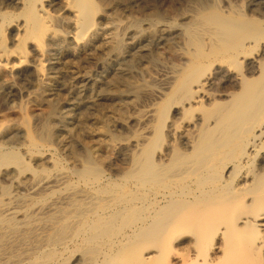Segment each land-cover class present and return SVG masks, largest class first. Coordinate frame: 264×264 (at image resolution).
Returning a JSON list of instances; mask_svg holds the SVG:
<instances>
[{
	"label": "bare ground",
	"instance_id": "1",
	"mask_svg": "<svg viewBox=\"0 0 264 264\" xmlns=\"http://www.w3.org/2000/svg\"><path fill=\"white\" fill-rule=\"evenodd\" d=\"M50 1L0 0L22 8L0 89L31 62L46 106L37 127L0 133V264H264V0H182L176 27L158 20L176 6L143 5L156 21L131 35L161 41L174 29L176 62L90 84L66 60L119 56L123 42L99 39L94 18L139 0H54L55 13ZM4 14L2 25L14 19ZM57 24L72 48L57 52ZM136 99L143 115L130 112Z\"/></svg>",
	"mask_w": 264,
	"mask_h": 264
},
{
	"label": "rangeland",
	"instance_id": "2",
	"mask_svg": "<svg viewBox=\"0 0 264 264\" xmlns=\"http://www.w3.org/2000/svg\"><path fill=\"white\" fill-rule=\"evenodd\" d=\"M140 1L141 0L137 1L136 7L133 9L128 8V7H123L121 9H112L109 11V15L107 18H103L101 16H96L94 18V21H93L92 32L94 34H96V36L99 37V39H101V40H103L104 38L108 39L107 37L111 36L109 34H113V33H115L119 36V39L121 40V42H123V45H122L123 46V49H122L123 53L121 52L119 56L113 57L110 59H108L104 55L101 56V54H98L100 56L97 55L98 58L96 60H89V59H77V60L75 59L74 61H73V59L66 60L65 65L67 66V64H68L67 67H71L72 69L74 68L75 69L74 71H76V72H82L83 71V72L87 73V79L83 80V82L85 84H87V83L90 84L91 81L94 79H97V78L101 79L103 77H106V76L110 75L111 72L113 73V71L116 67H121L124 65L127 66L128 68H131V69H137L136 67H138V66L140 67V65L142 67L145 64L148 65V68H154L157 66L156 65L157 60H159L160 58L165 60L167 57L168 58L170 57L169 60H171L172 62L168 61V58H167V60H165V62L168 61L169 63L170 62L174 63V61L178 58L177 53L182 52L183 46H182L181 42H182L184 37L183 36L180 37V34H178L177 31H174V29L172 31L164 34V37L161 41L156 40V38H153L152 41L151 40H149V41L143 40L141 42L139 40H141L142 38H137L135 36L133 37L131 35L132 34L131 31L133 28H136L135 27L136 25L139 26L140 30H143L145 23L156 21L155 18L153 17V15H151L152 17L142 15V10L145 8L144 6H146L145 9H147V8H150L149 6H151L153 4L158 6V5L165 4V2L169 3L168 6H170L169 9L171 12H173L174 7L176 6L175 10H174L175 12H173L174 16H167L166 12H163L161 17L158 20L161 19L160 21L169 22L171 25L176 27L177 24L179 23V21H178V18L175 17V14L177 12H180L181 10L185 9L184 7L186 6V4L183 3L184 0L183 1L178 0L179 3L177 0H174V1L171 0L170 2H169V0H158V1L157 0H142L141 2ZM149 1H150V3H149ZM180 1H181V3H180ZM138 3H139V5H138ZM142 3H144V4H142ZM170 3L173 5H170ZM49 4H53V5H47L46 8L51 13H55V11L58 9V5L54 6V4H55L54 0H51ZM97 4H98V2H96V5ZM19 6L16 4L13 5V3H5V4H3V6H0V13L4 14V12H6L4 15H7V16L11 15V18L14 17V19H11L9 24L6 23L3 25H2V23H3L2 18L0 17V19H1L0 20V32H1V34H0V40H1L0 41V48H1L0 52L2 50H18V40L20 38H22V36H19V35H21L20 24H21L22 20L20 17H18L22 8H21V6L20 7ZM142 6H143V8H142ZM171 6H174V7H172L173 10H172ZM176 8H177V10H180V11H177ZM129 9H131V10H129ZM169 17H173V18L169 19ZM147 19H149V20L147 21ZM128 27H130V28H128ZM54 29L57 30L59 33H61L62 38H63L62 41L58 42L56 45L57 46V52L64 50V48L65 49L66 48H68V49L72 48L73 45L70 42L71 30L65 29L62 25L60 26L59 24H57V26H55ZM15 35L17 37H15ZM167 36H169V37H167ZM172 36H174V37H172ZM174 39H177L178 41L174 40ZM101 40H100L99 44H101L103 42V41L101 42ZM13 41H15V42H13ZM111 42L113 43V40L110 39L109 45H112ZM137 42L139 45L142 44V42H143L142 46L145 49L143 48L144 50H143L141 55H135V56L131 57V56H129V52H128L130 49L129 46H131V44H133V43L135 44ZM46 43L49 44L50 40H47ZM160 44L163 45V47ZM153 49L154 50L156 49L155 50L156 56L153 55V57H151V55L153 53H155L153 51ZM25 50H26L27 55H31L30 53L32 50V44L31 43L27 44L24 47V51ZM147 51H149V52H147ZM157 51H158L159 55L157 54ZM149 57H150V59H149ZM175 57H177V58H175ZM173 59H175V60H173ZM71 60L73 61V63ZM129 60H131V61H129ZM153 62H155L156 64ZM30 63H28L30 65V67L26 71V73L24 72L22 74L15 76L14 89H12L11 91L8 90L7 88H1L0 89V125H1L0 126L1 127L0 133L2 132V130L5 127H7L11 124H14V125L16 124L20 129H23L26 125H28L32 128H35L40 124V120L43 121L42 120V115H43L42 112L45 111L44 107H46V106H45V104H43L41 102L39 97L38 98L36 97L35 84H36L39 76L31 68V65L33 63H31V64ZM143 63H144V65H143ZM74 64L76 67L74 66ZM66 78L67 77H64V78L62 77L59 80L60 83H62V82L67 83V81L69 79L68 78L66 79ZM61 80H62V82H61ZM59 91L57 93V98H55L56 100H59L60 97L66 95V92L64 90H59ZM63 94H65V95H63ZM140 100L141 99L134 100L133 102L135 103V105L133 104V102L131 103L134 108L132 107L130 110L131 113H134L135 115H138V116L143 115L145 113V111L148 109L146 104H142V101L140 102ZM136 102H138V103H136ZM35 103H36V105H35ZM135 106L137 107V110H135L136 109ZM140 109L143 111V113H142V111H140ZM64 110L67 112H71V110L68 106H64ZM72 112H74V111H72ZM18 120H20V122ZM20 123H21V125H19ZM110 127L112 128L113 126L110 125ZM21 134L22 133H20V135L18 134L17 138L19 137L21 139V137H22ZM19 138L17 139L18 141L16 140V142H20ZM22 140H23V138L21 139V142H22ZM58 156H60V155H58Z\"/></svg>",
	"mask_w": 264,
	"mask_h": 264
}]
</instances>
